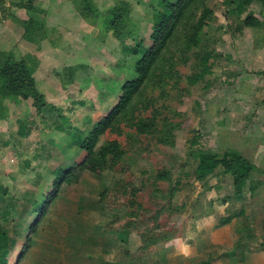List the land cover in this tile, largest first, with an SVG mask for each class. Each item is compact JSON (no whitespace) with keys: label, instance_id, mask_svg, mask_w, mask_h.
<instances>
[{"label":"rangeland","instance_id":"1","mask_svg":"<svg viewBox=\"0 0 264 264\" xmlns=\"http://www.w3.org/2000/svg\"><path fill=\"white\" fill-rule=\"evenodd\" d=\"M164 1L176 0H0V70L25 59L46 102L6 94L0 75V225L22 233L8 264H264V171L239 194L223 168L195 172L196 152L227 150L264 170V0H194L100 135L97 152L116 148L98 157L103 170L78 168L87 152L74 128L90 132L118 103ZM205 51L220 55L191 85Z\"/></svg>","mask_w":264,"mask_h":264},{"label":"trees","instance_id":"2","mask_svg":"<svg viewBox=\"0 0 264 264\" xmlns=\"http://www.w3.org/2000/svg\"><path fill=\"white\" fill-rule=\"evenodd\" d=\"M248 1V4L253 0ZM194 0H176L174 1H164L162 8L154 12V31L151 35L153 44L150 48L145 49L141 47L135 49V53L140 55L136 62V71L137 76L134 79L127 80L122 88V95L118 103L113 107L111 112L107 116L99 120L97 125L88 133H84L78 127H75L77 133L76 144L83 150L87 152V155L78 164V168L81 171L87 170L90 172H101L103 170L102 160L98 157L101 156L106 158L110 153H114L116 148L114 145L109 147L102 148L99 152L96 150L99 137L105 130L112 124L116 115L124 110L130 103L133 95L137 92L140 86L143 84L147 78L149 72L151 71L154 63H156L161 51L167 45L169 39L171 38L174 27L178 25L183 16L186 14V8L193 3ZM187 6V7H186ZM246 5L239 4L237 9L239 12L245 10ZM213 11L211 8H205L202 16L199 18L195 31L192 36V43L198 45V37L201 30L209 23ZM247 24H255V22L246 21ZM220 54H213L212 51H205L202 54L200 71L190 75L188 77L189 84H197L203 77L208 74H211L213 62H210V58L219 56ZM0 75L5 78L4 90L5 93L10 95L22 93V89H27L28 93L32 96L38 98L42 104H46L43 94L39 91L38 86L35 82V77L33 76V70L25 59H22L19 62H13L11 59L5 62L3 68L0 70ZM24 97L28 96L27 92H23ZM197 140H194L193 143H197ZM197 159L196 167V177L198 179L206 178L208 175L213 174L216 170L223 168L224 173L231 174L233 178V185L236 193H241L244 191V188L248 185L251 175L258 171L255 167V164L246 158L238 150H227L222 154L209 151H198L195 153ZM73 169H63L59 170L56 176V181L53 182V188L49 192V199L46 204L50 203V206L56 201L57 195H60V188L63 183H73ZM35 208L33 212L38 210L40 207L39 204L34 205ZM41 210V208H40ZM49 210V209H48ZM48 212V211H47ZM46 211L42 210L41 217L43 220L44 216L47 214ZM38 221L40 220L39 216ZM26 240L29 242L31 235H28L29 232H37V225H32L28 223L25 227ZM22 233L17 232V237ZM17 237H12L8 234L7 229L0 225V264L7 263L8 253L15 247L17 243ZM25 248V247H22Z\"/></svg>","mask_w":264,"mask_h":264},{"label":"crops","instance_id":"3","mask_svg":"<svg viewBox=\"0 0 264 264\" xmlns=\"http://www.w3.org/2000/svg\"><path fill=\"white\" fill-rule=\"evenodd\" d=\"M258 169V171H264V170H262V169H260V167H258L257 168ZM255 172H257V171H255ZM254 172V173H255ZM57 201V200H56ZM56 201L51 205V206H53L55 203H56ZM51 208V207H50ZM242 213L244 212V211H241ZM48 213H49V211H48ZM48 213L46 214L47 215V217H49L50 218V220L49 221H51V218H52V213L50 214V216L48 215ZM80 253H82V256H89V255H87V254H90L87 250L86 251H84V249L83 250H81V252ZM89 257H91V255L89 256ZM89 259V258H88ZM115 262H113V264H114Z\"/></svg>","mask_w":264,"mask_h":264}]
</instances>
